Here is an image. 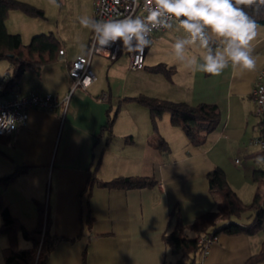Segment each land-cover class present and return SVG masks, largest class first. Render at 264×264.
<instances>
[{
    "label": "crops",
    "instance_id": "0c3cea01",
    "mask_svg": "<svg viewBox=\"0 0 264 264\" xmlns=\"http://www.w3.org/2000/svg\"><path fill=\"white\" fill-rule=\"evenodd\" d=\"M26 1L44 7L37 0ZM171 25L152 33L143 68L129 67L127 53L110 61L94 54L91 66L98 80L87 88L78 86L66 112L63 106L32 108L26 124L0 136V176L23 169L3 188L10 212L31 231L39 223L38 201L44 203L51 219L50 232L60 237L47 264H83L84 257L87 264H176L182 255L176 257L181 253L173 251L164 234L175 226L177 209L183 222L190 224L218 207L222 197L210 191L207 178L217 166L225 170L229 184L244 202L247 190L254 197V170L264 169L260 159L264 150L253 142L260 134V118L252 97L257 75L264 68V24H258L252 42L255 69L241 72L229 64L218 76L187 69L177 61L172 44L186 35L178 21ZM210 39L215 51L219 42ZM62 48V62L47 64L41 73L27 71L14 90L65 98L73 83L69 67L78 55L88 53L89 45L74 56ZM204 52L198 46H188L186 56L202 62ZM159 63L174 68L171 79L150 69ZM10 67L11 63L2 65L0 77L10 72ZM131 69L139 75L132 76ZM141 94L192 105L215 104L220 122L214 130L201 132L203 142H194L183 126L171 123L170 112L154 127L149 108L127 99ZM126 103L125 112L122 106ZM116 112L110 131L108 117ZM159 134L167 140L168 150L156 146ZM92 171L101 180L142 175L154 177L158 183L123 189L97 184L89 192L86 185ZM261 191L264 195V186ZM253 215L248 211L236 219L249 223ZM5 236L0 234L3 249L8 246ZM18 238L21 248L32 247L22 231ZM21 239L29 245L21 246ZM263 245L264 228L254 234L221 233L206 262L244 264ZM0 264H6L4 252Z\"/></svg>",
    "mask_w": 264,
    "mask_h": 264
},
{
    "label": "trees",
    "instance_id": "16d2710c",
    "mask_svg": "<svg viewBox=\"0 0 264 264\" xmlns=\"http://www.w3.org/2000/svg\"><path fill=\"white\" fill-rule=\"evenodd\" d=\"M258 8V11L256 9ZM13 9H20L34 16H45L43 8L38 7L24 0H0V60L7 59L11 63L9 75L6 78L4 89L0 91V96H4L13 91L23 75L27 71L41 73L44 66L56 62L60 56L62 44L54 32H42L34 34L29 43L23 41L20 33L10 32L7 27L9 13ZM245 11L256 20L257 24H264V5H254L245 8ZM214 41L210 39V47L213 48ZM154 72H160L169 79L172 78L174 68L168 67L165 63L151 66ZM135 99L150 110L151 120L154 127H157L158 120L165 112L171 113V123L181 125L190 134L194 142L200 143L202 131L214 130L220 122V112L215 104L200 103L192 105L185 101H173L156 96L141 94ZM117 112L109 114L106 127L111 131ZM5 136V135H0ZM156 146L161 150H168L167 140L159 134ZM23 169H18L8 175L0 176V234L8 238V246L2 252L5 255L6 264H47L49 254L60 237L54 236L50 232L51 219L44 203L39 205V223L31 231L23 228L21 222L12 215L3 198V188H5ZM257 189L253 200L249 203L243 201L240 195L229 184L225 170L217 166L208 175L210 191L219 193L222 200L218 207L197 216L190 224H185L181 217L180 210L174 214L177 221L169 232L164 234L167 243L176 253H181V257L176 264H196V255L199 251V237L203 233L219 235L254 234L264 228V195L261 189L264 186V169H255L253 173ZM158 180L150 176L142 175H120L110 180H101L96 171H92L86 185V190H93L95 185H101L110 189L123 188H143L152 187ZM253 212V219L249 223L239 222L236 218L244 212ZM189 229L193 236L184 234ZM22 231L25 238L32 241L31 248H21L19 246V232ZM264 260L263 249L251 255L244 264H257ZM87 264L85 257L84 263Z\"/></svg>",
    "mask_w": 264,
    "mask_h": 264
},
{
    "label": "clouds",
    "instance_id": "9594fccd",
    "mask_svg": "<svg viewBox=\"0 0 264 264\" xmlns=\"http://www.w3.org/2000/svg\"><path fill=\"white\" fill-rule=\"evenodd\" d=\"M133 2L139 4V0ZM50 3L59 7L57 0ZM254 5H264V0H144L146 16L98 20L85 15L79 18V24L94 33L97 52H106L120 41L123 49L142 56L152 44L149 37L153 30L171 28L168 18H172L186 35L172 44L177 61L187 69L218 76L229 64L241 72L255 69L252 42L258 24L245 11ZM209 34L219 42L215 51L210 47ZM188 46L205 50L202 62L186 56ZM22 122L23 118L18 121L12 114H0V133L13 131Z\"/></svg>",
    "mask_w": 264,
    "mask_h": 264
},
{
    "label": "built area",
    "instance_id": "2783aa9c",
    "mask_svg": "<svg viewBox=\"0 0 264 264\" xmlns=\"http://www.w3.org/2000/svg\"><path fill=\"white\" fill-rule=\"evenodd\" d=\"M144 11V0H139V4H134L133 0H94V19H121L128 15L146 16ZM169 23L174 19L168 18ZM166 28H159L153 30H163ZM152 32V33H153ZM150 37L151 38V35ZM95 38L94 33L90 39L89 51L87 54L78 55L71 63L69 70L73 78V83L68 95L65 98H60L54 94H39L37 92H29L23 94L20 90H13L9 94L0 96V114L9 113L14 115L17 120L23 118V122L19 123L16 129L23 124H26L30 117V110L32 108H41L46 110H55L63 106L64 112L69 103V99L74 90L81 86L83 88L89 87L92 83L98 80V76L91 66V59L94 54H101L110 60H116L122 53H127L130 57V67L132 69H141L145 64V57L147 48H145L142 56L136 53H130L122 48V43L117 41L106 52H97L94 47ZM65 54V50H60V56ZM9 72L0 77V91L4 89L5 81ZM87 81V83H85ZM252 97L255 101V114L260 118V134L257 135L253 142L259 144L264 150V68H262L256 78L255 86L252 89ZM104 99L106 96L103 97ZM15 129V130H16ZM13 131H4L0 135H10ZM239 162L238 159L235 161ZM218 235H211L203 233L199 237V251L196 255V264H207L206 260L210 249L217 241ZM2 252V242L0 237V253Z\"/></svg>",
    "mask_w": 264,
    "mask_h": 264
},
{
    "label": "rangeland",
    "instance_id": "374dc122",
    "mask_svg": "<svg viewBox=\"0 0 264 264\" xmlns=\"http://www.w3.org/2000/svg\"><path fill=\"white\" fill-rule=\"evenodd\" d=\"M37 2L44 6L41 8L44 9L45 16H34L20 9H13L10 11L8 16L9 31L22 34L23 41L25 43H29L31 37L34 34L42 32H54L55 35L60 39L62 46H65L68 50L69 56H74L82 50L85 51L92 37V32L81 27L79 24V18L85 15L94 18V0H57L59 7L52 5L50 0H37ZM97 57L98 56H95L94 61L97 59ZM104 59H106L105 61H110L107 58ZM62 60V58H59L57 62H62ZM9 63V60L7 59L0 60V68L2 65ZM130 72L132 76L139 75L138 70H132ZM3 74H1V76H3ZM126 107L127 103L122 106V110L125 112ZM260 157V159L264 161V156L262 155ZM262 166H264V162ZM252 199V193H248L247 190V192L244 193L245 202L249 203L252 201ZM184 234L193 236V232L190 230L185 231ZM26 244L29 245V242L21 239L20 245L25 246ZM180 256L181 254H178L176 257Z\"/></svg>",
    "mask_w": 264,
    "mask_h": 264
}]
</instances>
